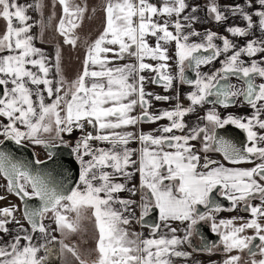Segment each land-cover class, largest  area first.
<instances>
[{
  "label": "snow or ice",
  "instance_id": "snow-or-ice-1",
  "mask_svg": "<svg viewBox=\"0 0 264 264\" xmlns=\"http://www.w3.org/2000/svg\"><path fill=\"white\" fill-rule=\"evenodd\" d=\"M58 3L63 15L57 31L64 37L65 44L75 46L78 37L74 30L79 27L86 8L74 5L73 0H58ZM257 3L259 9L252 13L246 11L253 8L252 0H246L244 5H226L223 11L213 0L207 8L217 23L228 19L227 14L239 15L246 22V27L226 28L232 37L250 36L254 28L253 15L258 18L255 26L262 36L237 47L227 37L211 31L206 32L200 42H192L191 37L201 34L194 30L184 32V28L190 29L191 22L197 19L194 15H185L183 20L189 23L181 22V14L188 8L186 0H162L160 6L149 0H107L104 30L87 47L82 74L64 90L66 82L62 77L55 83L48 78L50 69L46 56L33 44L34 37L29 34L31 25L27 24L30 19L26 15L27 6L18 4L17 0H0V19L6 23L5 31L0 35V117L7 120L0 128V136L17 145L31 141L49 148L48 142L41 138L42 133L55 130V138L66 147L62 133L70 135L73 130L83 133L71 148L80 165L79 183L67 189L54 184L40 172H31L27 166L0 151V175L8 182L7 191L24 203L23 219L30 225L31 233L47 235L48 229L42 221L48 213H52L57 229L62 233L76 232L83 214L91 210L98 232L97 257L93 264H174L173 257L187 259L190 256L180 250V246H191L196 225L208 221L212 232L219 235L225 253L247 250L253 259L245 264H264V224L260 223L264 218V134L254 130H264V82L255 83L257 77L264 80V59L261 62L251 59L250 63L242 59L258 54L264 57V0H257ZM35 7L40 9L42 5L37 3ZM196 11L198 8L192 7L191 12ZM173 16L175 20L171 19ZM161 18L165 19L161 22ZM170 27L174 31H170ZM150 37L155 38V46L149 43ZM216 40L222 41V45H217ZM172 42L175 43L177 76L168 70L167 62L171 57L166 45ZM221 56L224 58L220 60L218 70L207 74L199 71L202 65H209ZM127 58H133L135 62L115 63ZM146 60L157 63L152 65ZM185 67L195 71L194 80L185 78ZM145 71L155 73L150 82L162 86L166 92L177 78L181 83L192 85L194 90L186 96L190 106L182 107L177 102L171 110L155 114L150 111L151 99L167 102L172 98L146 92L148 78L140 75ZM56 73L60 75L59 50ZM230 77L241 81L243 87L227 83ZM44 92L51 103L45 102ZM240 97L253 109L250 116L222 118L213 108L202 117L206 122L204 127H193L185 135H165L184 132L187 125L183 118L193 113L196 106L211 103L227 108ZM137 107L140 114L133 115ZM162 119L168 120L169 124L157 130L161 135L140 132L137 137L135 133L123 130ZM229 124L247 134L243 148L217 138L216 129ZM85 125L91 126L95 134L85 132ZM201 137V151L219 152L228 164L253 163V158L260 163L252 168H235L205 157L201 164L195 146L189 143ZM136 139L141 143L138 161L132 159L134 151L127 147ZM91 141L107 143L110 147H93ZM166 148L174 151H166ZM36 163L42 162L37 160ZM137 163L140 188L147 189L140 199L139 219L145 221L154 208L161 221L146 225L151 228V238H142L125 227L131 222L135 201L116 195L123 191L136 195L134 187L128 189L126 183L116 181L130 179L134 173L128 169ZM214 192L231 202V208L227 210H235L243 203L242 210L249 212L251 218L239 226L235 225V220L243 218L217 222L213 213L224 209L213 200ZM254 199H259L260 203L253 205ZM33 200L39 201L38 207L29 205L28 202ZM201 205L207 211L201 212ZM15 211V206L0 209V233L9 235L12 230L7 225H18L16 235L0 245V264H44L45 258L38 253L45 246L32 243L33 235L16 220ZM73 212L76 218L70 220L67 213ZM170 221L187 222L182 237L176 235L178 229L172 228ZM162 227L167 228L170 235L161 234ZM247 230H252L254 235H245ZM61 250L80 260L75 248L61 242ZM204 250L210 252L211 248L205 245ZM257 254L261 257L259 260L255 259ZM240 261L241 256L234 255L224 264H240ZM80 264L87 262L80 260Z\"/></svg>",
  "mask_w": 264,
  "mask_h": 264
},
{
  "label": "crops",
  "instance_id": "crops-1",
  "mask_svg": "<svg viewBox=\"0 0 264 264\" xmlns=\"http://www.w3.org/2000/svg\"><path fill=\"white\" fill-rule=\"evenodd\" d=\"M80 7L86 8L85 13L83 14L82 19L79 21V27H77L74 30V34L77 39V44L75 46L71 44H65L64 43V37L59 34L57 31V26L59 24V20L61 16L63 15L62 7L58 3V0H17V3L20 5L27 6L26 15L30 17V19L27 21V24L31 25L29 34L34 37L33 44L36 48L40 49L46 56V63L47 66L50 69L49 72V79H52L55 83V81L59 80L61 77L65 80L66 83H71V79L74 77H78L80 74H82L84 70V59L87 52V47L91 45L98 36L103 32L106 18H105V6L107 3V0H76ZM150 3H153L157 6H160L162 3L161 1L154 2L153 0H149ZM213 0H186V3L188 4V8L181 14V22L182 23H189L183 20V16L185 15H194L197 19L194 22H191V28H184V32L187 33L189 31H196L201 34V36L198 37H191L192 42H200L203 35L211 31L213 33H216L219 36L227 37L229 40H231L237 47L245 45L247 40L251 39H257L262 36L261 32L259 31V28L255 25H258V18L253 15V22H254V28L252 30V34L248 37H232L227 31L226 28L229 26H239V27H246V22L239 16H232L231 14L228 15V19H226L223 22L217 23L214 18L208 13L207 8L210 3H212ZM37 3H40L42 7L40 9H37L35 5ZM215 3L220 7V9L223 11L224 6L231 5V4H240L244 5L246 3V0H215ZM253 8L246 9L249 13H252L254 10L259 9V5L257 3V0H252ZM192 7H197L198 11L195 13L191 12ZM162 19L161 18V22ZM172 20H175L176 17L173 16L171 18ZM14 23H16L14 21ZM17 26L18 23H17ZM6 28V23L2 19H0V35L3 34ZM170 31H174L173 28L170 27ZM149 43L155 46V38L150 37ZM215 43L217 45H222V41L216 40ZM168 48V55L171 57V59L167 62L169 65V72L173 76L178 75V68L176 65V57H175V43L172 42L168 45H166ZM57 50H59L60 53V75L58 76L56 73V53ZM231 54V53H229ZM109 57H111V53L108 54ZM224 57L221 56L216 61H213L211 64H209L207 67L202 69L201 73H211L216 70H218L221 67L220 60ZM242 59H244L247 63L251 62V59H256L257 62H261L264 57L261 56V54H258L256 57L249 58L247 56H243ZM133 58H127L125 60H118L115 63L119 65H123L126 63H134ZM146 63H150L152 65H155L157 62L152 60H146ZM114 66V65H113ZM264 66V65H262ZM30 67V66H29ZM33 71H38V69H32ZM140 75L145 76L148 78V80L145 83V90L146 92H150L153 94L158 95H166L171 97L167 102L164 101H156L154 99H151L152 108L150 111H152L154 114L158 111L163 110H171L174 108L175 104L179 102L182 107H188L190 106V102L186 99V96L194 90V88H185L181 83L180 80L177 78L174 80L173 87L166 93L162 86H157L155 84H152L150 82L151 78L155 75V73H152L150 71H145L143 73H140ZM65 83V84H66ZM65 84L63 85V88L65 90ZM43 88V85L40 86ZM62 94V93H61ZM43 95L45 96V102L51 103V100L48 99L47 93L44 92ZM54 98V97H53ZM140 108L137 107L133 113V115H139L140 114ZM253 109L244 107L238 111H236L234 114L236 117H248L252 114ZM63 115V113H62ZM205 116V113L200 110L198 106H196L195 111L193 113H190L186 115L183 118L184 123L187 125V128L184 132L174 131L173 133H170V135H185L187 134L188 130H190L193 127L205 126V121L202 119V117ZM7 123V120L0 117V128H2V125ZM169 124V121L166 119H162L160 121H157L156 123H143L138 124L135 127H128L127 129H123L125 131H131L135 133L138 137L140 132L144 133H151L152 135H161L158 129H160L162 126H165ZM54 129V126H53ZM23 130V129H22ZM94 130V129H93ZM260 130V129H259ZM95 134V130H94ZM168 135V134H165ZM55 136V130H53L52 133H42V138H50ZM5 138L3 136H0V143ZM28 141L22 142V144L27 145ZM190 144L194 145V151L198 153L201 157V164L203 163L204 158H202L201 155V149L200 146L196 144L194 141H190ZM93 147H104L108 148L110 147L107 143H101L96 141V144L94 145L91 143ZM29 145V144H28ZM39 150L41 147L36 146ZM129 149H132L134 151V154L132 156L133 160L139 159V151L141 148V143L138 139L130 141V143L127 145ZM35 148V147H34ZM166 151H174V149H165ZM75 157V156H74ZM207 158H210L212 160H215L217 164H223V160L220 157V155L212 154L207 155ZM85 159H88V157H85ZM80 166V165H79ZM139 164L137 163L133 167L129 168L128 171L134 173L130 179L127 181L124 178H119L116 182L119 183H126V187L128 189L135 188L136 195H131L129 191H123L116 195H118L122 199H129L132 201H135V203L132 205V213H131V222L129 225L125 226L130 232L139 233L142 238H145L141 234V221H140V199L141 196L144 195L147 192V189L141 190L140 188V174L138 171ZM242 168V167H240ZM203 170V169H201ZM107 171H111V169H107ZM79 183V181H78ZM166 183V182H165ZM14 196L12 193H9L7 191V182L1 177L0 175V197H3V199H0L2 201H6L9 203L10 206H15L16 211L14 213L16 220L20 221V224L23 226L25 230H27L30 234L33 235L32 243L34 245L40 246V245H47L50 241H58V249L60 247L61 242L64 245H67L68 247H73L76 249H93L92 252H94V255L92 256H83L84 259L87 262V264H93V261H95L97 257V253L95 252L96 248V242L98 238V232L95 227V221L94 217L91 215V210H88L83 214V218L79 221L80 227L76 232L68 233L65 235L62 233L59 229H57V226L55 224L54 219H48L43 220L42 223L47 227L48 232L47 235L44 236L37 233H31V229L29 225L26 223V221L23 219V217L20 214V206L19 203L13 199ZM21 205V203H20ZM115 207L119 208V205H115ZM70 220H75L76 214L73 213H67ZM125 215H129V213H125ZM160 221V220H159ZM161 223V221H160ZM170 226L172 228L178 229L176 232V235L179 237H182L185 232L184 229L187 226V222L182 224L180 221H170ZM9 229H11V233L9 235H4L3 233H0V237H3V239H0V245L5 243L6 241L10 240L13 236L16 235L18 230V225L15 223H10L7 225ZM145 229V228H144ZM147 230V229H145ZM161 234H169L167 228H161L160 229ZM21 243H25V241H21ZM181 247V246H180ZM43 249V248H41ZM48 249H50L48 247ZM56 251L57 249H53ZM91 252V253H92ZM174 264H186L181 259H176L173 257ZM210 260L199 258L197 259L193 264H208ZM47 264L48 261L46 262ZM55 264V263H52Z\"/></svg>",
  "mask_w": 264,
  "mask_h": 264
},
{
  "label": "flooded vegetation",
  "instance_id": "flooded-vegetation-1",
  "mask_svg": "<svg viewBox=\"0 0 264 264\" xmlns=\"http://www.w3.org/2000/svg\"><path fill=\"white\" fill-rule=\"evenodd\" d=\"M153 1L154 2H158V1H161V0H153ZM207 66L208 65H202L200 67L199 71H201L202 69H204ZM190 70L191 69L185 67L184 75H185V78L188 79V80H191L193 78V75L195 76V71L193 70V73L190 74L189 73ZM195 78H196V76H195ZM262 82H264V80H261L258 77L255 80V83H257V84L262 83ZM180 83H181V81H180ZM222 83H224V82L222 81ZM227 83H231V84L235 85L237 88L243 87L242 82L239 81L238 79H236L235 77H230L229 80L227 81ZM181 84L185 88H192L193 87L192 85H189V84H186V83H181ZM210 99H215V98L211 97ZM198 107L205 114H206V112L208 110L215 108V110L220 114V116L222 118L226 117L228 115L235 116L234 113L236 111L244 108V107L251 108L249 105H247L243 101L242 97L237 98L235 104L233 106H229L227 108H223L220 105H213L211 103L205 104L203 106H198ZM205 124H206V122H205ZM233 128H237V127H235L234 125L229 124V125H225L223 128L216 129L217 138L219 136L220 138H223V139H226V140H229V141H234L236 144H237V141L241 142V141L245 140L246 141L244 143V145H245L247 143V134L244 131L242 133L241 131L235 130ZM231 129H233V130H231ZM254 130L260 132L261 134H264V130H259L258 128H255ZM231 131H232V133H229ZM168 135H170V134H168ZM42 139H44L46 142H48L49 146H58V147L61 146L59 144V142H58L59 140L56 139L55 136L54 137H50V138H42ZM194 142H196V144L198 146H200V149H202V147H203V138L202 137L197 139V140H195ZM28 144H29L30 147H33V148L35 147L34 148L35 156H36V152L39 154V156H41L40 152H39V150L37 149L36 146H39V147L42 148L43 147L42 145L33 144L31 141H28L27 145ZM262 146H264V145H262ZM209 154L210 155H212V154L220 155V157L223 160V164L226 167L252 168V167L255 166L256 163H260V161L258 159L253 158V163H242V164H239V165H231V164H228V162L224 160L223 155L221 153H219V152L209 151V152L205 153V152L201 151L202 158L207 157V155H209ZM42 159L43 160H41V162L45 160L43 157H42ZM36 160H38L37 156H36ZM165 182L169 183L168 181H165ZM216 193H217V196L219 198L225 199L218 192H216ZM149 195H150V193H149ZM20 203H21V201H20ZM251 203L253 205H257V204L260 203V201H259V199H254V200L251 201ZM224 204L227 205L226 208L221 207L224 210H222V211H220L218 213H213V215L215 216L217 222H219V220H222V219L223 220L233 219L232 217L243 218V220L236 219L235 220V225H236V221H238L239 223H242V222H245V221H247L248 219L251 218L249 212L242 210L243 207H244L243 203H240L236 207L235 210H227V209L231 208V202L228 201L227 199H226V202H224ZM204 209L205 208L203 207V205L199 206V210L200 211H203ZM205 211H207V210H205ZM205 211H203V212H205ZM157 212H158V210H157ZM260 223L264 224V218L260 219ZM158 224H160L159 212H158ZM140 227H141V229H140L141 230L140 231L141 234L143 236H145V238H151L150 237L151 228H148V227H145V226H142V225H140ZM144 228L147 229V230H145ZM142 229L144 230V232H142ZM244 234L245 235H254V232L252 230H247L246 233H244ZM255 243L258 244L259 242L256 241ZM205 245H207L209 248H211L210 252L204 250V246ZM214 245H215V247H213ZM194 249H196V251H194ZM92 250L93 249H76L77 253L80 256V260L84 259L83 256L88 257V256L94 255V252H92ZM180 250L190 253V256L187 259L175 257L176 259H179V260L181 259L186 264H193L199 258L210 260L209 261L210 263L215 261V260H217V264H224V261L229 256H234V255H240L241 256L240 264H245L246 261H250L251 259H253V257H251L248 254L247 250H245L244 252L233 251L231 253H225L224 250H223V245L220 243L219 235H217L216 233L212 232L210 222H208V221H202L198 225H196V230L194 231L193 236L191 238V246L189 244H183V245H181ZM38 255L45 258L44 264H47L46 263L47 261L48 262H54L55 264H80V260H77L76 257H74L70 252H67L66 250L65 251L61 250V244H60L59 249H57L56 251H54L53 249H48L46 247V250L45 249H41L40 252L38 253ZM257 256L260 257L259 254H257L256 257Z\"/></svg>",
  "mask_w": 264,
  "mask_h": 264
},
{
  "label": "water",
  "instance_id": "water-1",
  "mask_svg": "<svg viewBox=\"0 0 264 264\" xmlns=\"http://www.w3.org/2000/svg\"><path fill=\"white\" fill-rule=\"evenodd\" d=\"M189 73L190 74L193 73V70H190ZM194 79L195 76L193 75V78L191 80ZM233 129L241 131L243 133L242 129L239 128H233ZM229 133H232V131ZM218 138L220 137L218 136ZM230 142L235 144L237 147L243 148L244 143L246 141L245 140L241 142L237 141V144L234 141H230ZM0 151L8 154L14 161L27 166L31 172L34 173L40 172L46 175L54 184L62 185L65 189L74 187L78 184L80 166L79 163L76 161L74 155L72 154L71 149L69 148L63 146H59V147L49 146V148H45V147L40 148L39 149L40 155L45 159L40 164L36 163L37 160L34 153V148L30 147L29 145H25V144L17 145L12 140L4 139V141L0 143ZM49 152L51 153V156H49ZM1 177L7 182V180L2 175ZM13 195L20 200L18 196H16L15 194ZM212 198L221 207L223 208L227 207V205L224 204V202H226V199L219 198L216 192L213 193ZM28 203L32 207L39 206V201L37 200L29 201ZM21 207L23 212L24 203L22 201H21ZM205 210L206 209H204L203 211ZM152 224H158V212L157 209L154 208L152 211H150L148 216L145 217V221L141 222V225H144L145 227H148L146 225H152ZM44 246L45 247L43 249H46V247L47 248L49 247L50 249H58V241L52 240L47 245ZM48 263L52 264L54 262H48Z\"/></svg>",
  "mask_w": 264,
  "mask_h": 264
},
{
  "label": "built area",
  "instance_id": "built-area-1",
  "mask_svg": "<svg viewBox=\"0 0 264 264\" xmlns=\"http://www.w3.org/2000/svg\"><path fill=\"white\" fill-rule=\"evenodd\" d=\"M85 132H93L94 134V130L91 126H88V125H85ZM83 133H81L80 131L78 130H73V132L69 135V134H63L62 133V139L65 141V143L68 145L67 147L60 144V141L59 144L63 147H66V148H72L76 145L77 141L79 140V138L81 137ZM90 143H93L94 145L96 144V141H91ZM142 232H144V230L142 229Z\"/></svg>",
  "mask_w": 264,
  "mask_h": 264
},
{
  "label": "rangeland",
  "instance_id": "rangeland-1",
  "mask_svg": "<svg viewBox=\"0 0 264 264\" xmlns=\"http://www.w3.org/2000/svg\"><path fill=\"white\" fill-rule=\"evenodd\" d=\"M34 1H36V0H34ZM73 3H74V5H79L80 6V4L76 1V0H73ZM36 156H37V159L38 160H43L42 159V157L41 156H39V154L36 152ZM12 197H14L13 199H15V201L17 202V203H19V206H20V214H21V216L23 217V212H22V207H21V205H20V201L18 200V198H16L15 196H12ZM9 203H7V200L6 201H2V200H0V209H2V208H5V207H9ZM232 218H236V217H232ZM48 220V219H52V213H48L47 215H46V217L43 219V220ZM243 223V222H242ZM241 223H239L238 221H236V226H239ZM262 224V223H261ZM261 257H255V259H257V260H259ZM208 264H217V260H215V261H213V262H211V263H208Z\"/></svg>",
  "mask_w": 264,
  "mask_h": 264
},
{
  "label": "trees",
  "instance_id": "trees-1",
  "mask_svg": "<svg viewBox=\"0 0 264 264\" xmlns=\"http://www.w3.org/2000/svg\"><path fill=\"white\" fill-rule=\"evenodd\" d=\"M76 78H77V77L72 78V79H71V82H72L73 80H75ZM68 84H69V83H66V84H65V89H67V85H68Z\"/></svg>",
  "mask_w": 264,
  "mask_h": 264
}]
</instances>
